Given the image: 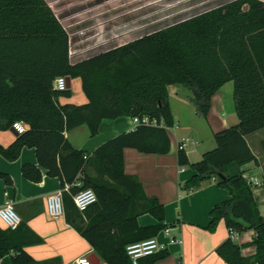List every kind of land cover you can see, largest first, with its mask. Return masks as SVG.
<instances>
[{
    "label": "trees",
    "instance_id": "1",
    "mask_svg": "<svg viewBox=\"0 0 264 264\" xmlns=\"http://www.w3.org/2000/svg\"><path fill=\"white\" fill-rule=\"evenodd\" d=\"M59 77L80 80L87 103L63 104L62 99L72 97V89L56 90ZM228 83L234 85L239 123L215 133L216 148L199 162L191 163L184 150L178 161L196 173L185 191L211 180L232 196L210 213V233L221 221L231 233L217 254L227 264H264V215L242 169L258 161L246 137L264 129V1L236 0L73 63L69 35L46 0H0V132L19 121L26 127L9 146L0 142V155L14 162L23 149L35 150L38 166L25 164L23 177L40 183L44 169L48 177L60 180L68 223L106 264H132L127 247L156 238L168 228L163 204L148 198L140 181L126 174L125 149L170 153L168 129L175 126L170 86L186 88L197 116L207 120L213 98ZM121 117H148L159 125L140 124L92 155L76 149L66 137L82 125L95 137L104 120ZM0 179L14 185L8 174L0 172ZM86 189L96 193L97 202L80 212L74 196ZM143 213L158 224L141 227L138 217ZM249 230L256 233L252 257L244 256L243 246L234 240ZM40 242L23 223L16 230L0 223V264L7 256L10 264H49L35 261L25 251ZM169 255L162 251L140 264H157Z\"/></svg>",
    "mask_w": 264,
    "mask_h": 264
},
{
    "label": "crops",
    "instance_id": "2",
    "mask_svg": "<svg viewBox=\"0 0 264 264\" xmlns=\"http://www.w3.org/2000/svg\"><path fill=\"white\" fill-rule=\"evenodd\" d=\"M264 1V0H263ZM80 80L71 79V88ZM228 85V84H227ZM225 85L212 100V109L207 120L197 116L189 101L191 96L186 88H175L174 98L170 93V105L175 126L168 129L171 150L166 155L144 154L135 149H125V172L136 177L143 186L148 198H157L165 208V224L168 228L155 239L168 251L169 257L157 264H227L216 252L217 248L230 236V230L221 221L214 233L207 230L211 222L212 209L223 202L231 200L230 192L218 186L214 181H205L198 189L191 192L184 190V185L195 176L190 166H181L178 161L180 146L191 163L199 162L202 156L216 148L215 133L239 123L235 111L234 95L225 90ZM234 94V93H233ZM77 96L76 101L74 98ZM72 94L73 101L62 99V103L82 105L87 103L84 94ZM71 97V98H72ZM134 118L121 117L116 120H104L99 133L91 136L87 125H82L68 133V141L78 150L92 155L100 146L115 136L132 132L137 128ZM17 136L11 130L0 132V142L9 146ZM248 145L257 158L243 166L244 177L252 185L254 199L264 215V129L246 137ZM25 164L38 166L34 149L25 148L17 161L9 162L0 155V172L8 174L14 185L9 186L0 179V208L12 202L22 218V223L41 240L40 243L28 245L27 254L37 262L49 264H76L81 257H87L93 264H106L94 251L66 217L58 220L50 218L47 213V198L60 192L61 182L50 178L44 169L40 183L27 181L22 174ZM1 223V222H0ZM141 227H150L158 221L149 213L138 217ZM255 231L249 230L235 235V242L243 246V255L252 257L256 247L252 245ZM161 251V252H162ZM10 264V256L2 260Z\"/></svg>",
    "mask_w": 264,
    "mask_h": 264
},
{
    "label": "rangeland",
    "instance_id": "3",
    "mask_svg": "<svg viewBox=\"0 0 264 264\" xmlns=\"http://www.w3.org/2000/svg\"><path fill=\"white\" fill-rule=\"evenodd\" d=\"M234 1L46 0L69 35L73 63L225 7ZM175 88L184 87L172 85L170 93L173 98L175 93H179ZM225 90L234 93L233 83H228ZM72 94H84L76 82H73ZM69 101H73V97Z\"/></svg>",
    "mask_w": 264,
    "mask_h": 264
},
{
    "label": "built area",
    "instance_id": "4",
    "mask_svg": "<svg viewBox=\"0 0 264 264\" xmlns=\"http://www.w3.org/2000/svg\"><path fill=\"white\" fill-rule=\"evenodd\" d=\"M55 89L58 91L68 90V79L66 77H59L55 81ZM137 125L144 124L147 126H158L159 123L155 120H150L148 117L140 120L134 118ZM164 126L163 122L160 123ZM12 129L18 134H24L26 127L23 122L14 123ZM187 147L186 144H182L180 149L183 150ZM69 190V186L65 188V191ZM63 192L50 195L47 198V213L50 218L58 220L65 216V207L63 202ZM74 202L80 212H85L90 206L97 202V195L92 189H86L74 196ZM0 222L11 230H16L22 223V218L15 210L12 202H7L3 207L0 208ZM162 246L157 242L155 238L148 239L139 243L129 245L127 247V254L130 257L132 264H140V260L156 253L161 252ZM76 264H93L87 257H81L77 260Z\"/></svg>",
    "mask_w": 264,
    "mask_h": 264
},
{
    "label": "water",
    "instance_id": "5",
    "mask_svg": "<svg viewBox=\"0 0 264 264\" xmlns=\"http://www.w3.org/2000/svg\"><path fill=\"white\" fill-rule=\"evenodd\" d=\"M67 79H68V89H70L71 88V78H67ZM11 131L13 132V134L18 136V133L14 129H11Z\"/></svg>",
    "mask_w": 264,
    "mask_h": 264
}]
</instances>
